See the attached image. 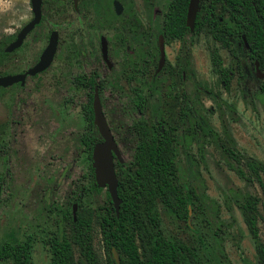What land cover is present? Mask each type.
<instances>
[{
  "label": "rangeland",
  "instance_id": "obj_1",
  "mask_svg": "<svg viewBox=\"0 0 264 264\" xmlns=\"http://www.w3.org/2000/svg\"><path fill=\"white\" fill-rule=\"evenodd\" d=\"M81 1L79 11L73 9L71 0H64L65 5L68 2L64 10L56 2L62 5L59 11L44 2L40 25L21 47L0 59V75L24 71L38 60L51 31H59L51 66L27 77L24 86L0 91V246L26 243L31 247L32 264H50L51 240L65 233L72 241L71 216L77 219L79 212L108 204V190L93 186L91 160L81 142L84 133L92 132L87 115L94 90L76 77L96 75L122 163L132 159L140 127L155 121L154 106L170 121L189 106L204 116V128L187 122L188 136L179 149L182 168L189 171L188 153L192 161L189 179L200 185L198 206L188 219L192 228L159 203L162 231L187 242L205 264H258L241 205L249 195L257 196L263 213L264 194L246 164L242 165L244 175L238 171L239 164L226 147L233 143L244 159L264 162L260 81L254 77L244 81L234 74L229 86L221 82L213 70L211 51L218 50L228 68L238 61L204 30L165 40L166 62L156 74L160 52L155 27L162 23L170 0H121L120 15L111 7L112 0L100 1L99 10L94 8L96 0L93 8ZM129 16L142 29L133 40H121V24H127ZM32 17L30 0H0V46L13 41ZM101 35L109 40L111 68L102 58ZM144 35L151 40L144 41ZM259 228L264 240L261 219ZM93 231V247L101 264H114L99 225ZM73 247L79 255L78 245L73 243Z\"/></svg>",
  "mask_w": 264,
  "mask_h": 264
},
{
  "label": "trees",
  "instance_id": "obj_2",
  "mask_svg": "<svg viewBox=\"0 0 264 264\" xmlns=\"http://www.w3.org/2000/svg\"><path fill=\"white\" fill-rule=\"evenodd\" d=\"M58 1L65 6L64 0H44L49 7L57 5L59 11L60 5L56 4ZM100 1L103 0H96L94 8H101ZM94 2L82 0L81 4L88 3L93 8ZM188 4L189 0H170L164 19L155 27L154 34L162 33L165 40L183 38L190 31L186 23ZM130 14L128 12L127 16ZM126 22L121 24L119 37L121 40H133L142 27L134 16ZM201 30L229 49L238 61L235 67L228 68L223 65L219 51H211L213 70L219 74L221 82L229 86L234 74L241 76L244 81L254 77L260 81L264 91V79L258 78L255 70L256 60L264 70V0H201L195 32ZM143 38L144 41L151 40L147 35ZM245 40L249 47H246ZM4 48L5 45L0 46V59L9 55ZM95 79L96 75L77 77L78 81L92 88ZM88 110L92 132L86 134L85 141L91 160L93 147L102 138L93 123L92 104ZM154 111L156 119L152 125L140 127L138 131L132 159L124 163L116 161L118 192L122 198L119 213L107 191L109 201L106 206L90 209L86 213L79 212L76 220L71 216L74 230L72 241L65 233L51 240L50 264H101L93 247L95 224L100 227L104 244L114 264L117 262L113 248L118 252L121 264H205L196 250L183 239L167 237L163 233L158 208L159 203H162L192 228L188 219L191 211L194 212L198 206L200 185H194L189 179L192 161L188 153L189 171L182 168L179 149L181 142L188 136L187 122H195L194 127L199 125L204 128V116L191 106L181 111L174 121L160 115L156 106ZM226 150L239 164L238 171L243 175L242 165L246 164L251 174L259 180L264 194V162L244 159L233 143ZM90 170L93 186L99 190L91 163ZM260 201L259 197L249 195L243 201L241 210L255 241L258 264H264V240L260 237L259 228V220L264 222V212L259 211ZM196 233L199 234L201 244L207 247L204 237L198 231ZM73 243L78 245L79 255ZM31 256V247L26 243L7 242L0 246V263L32 264Z\"/></svg>",
  "mask_w": 264,
  "mask_h": 264
},
{
  "label": "water",
  "instance_id": "obj_3",
  "mask_svg": "<svg viewBox=\"0 0 264 264\" xmlns=\"http://www.w3.org/2000/svg\"><path fill=\"white\" fill-rule=\"evenodd\" d=\"M31 8L33 12V17L21 27L18 31L16 38L9 43L5 51L12 52L15 49L21 47L28 36V34L35 28L37 24L40 23L42 19V4L43 0H30ZM201 0H189L187 19L186 23L190 31H194L196 27V18L200 9ZM74 5L78 8V0H74ZM114 5L118 13L122 11V4L118 1H114ZM245 39V38H244ZM59 33L57 30H53L50 34L49 41L45 48L43 49L39 60L24 73L19 74H7L0 76V86H9L15 82L21 81L22 84L25 83L27 75H34L48 68L55 56L58 48ZM102 55L103 59L111 67L112 63L108 56V41L105 36H102ZM245 45L249 47L248 42L245 40ZM158 47L160 51V58L158 61L157 72H159L166 61V51H165V39L164 35L160 34L158 39ZM256 73L259 78H264V72L259 67V61L256 60ZM93 112L94 119L93 122L97 126L98 131L102 137V140L97 142L92 150V167L94 168L95 181L98 187L106 188L111 196L112 203L115 207L117 213H119L120 205L122 203V198L119 195V179L116 172V160L123 162L121 150L119 145L113 135V132L108 124L106 115L103 111L102 102L100 98V92L98 86L95 87L93 95ZM2 194V187L0 186V199ZM76 210V203L73 205V213ZM74 219H76L74 217ZM115 259L117 264H121L118 252L113 248Z\"/></svg>",
  "mask_w": 264,
  "mask_h": 264
},
{
  "label": "flooded vegetation",
  "instance_id": "obj_4",
  "mask_svg": "<svg viewBox=\"0 0 264 264\" xmlns=\"http://www.w3.org/2000/svg\"><path fill=\"white\" fill-rule=\"evenodd\" d=\"M71 1H72V7H73V9H74L75 11H79V2H80V0H78V8L75 7V5H74V0H71ZM114 1H115V0H112V7H113L114 12L116 13V15H120V14H122V12H123V10H124V4L122 3L121 0H118V1L122 4V7H123L121 13H118V12H117V9H116V7H115V5H114ZM67 3H68V2H67ZM67 3H66L65 6H68ZM43 5H44V0H43V4H42V19H41L40 23H41L42 20H43V11H45ZM55 5H56V4H55ZM56 6H57V5H56ZM56 6L53 7V9L56 10V11H58V9H57ZM65 6H64L63 8H61V6H59V7H60L61 9L64 10V9L66 8ZM40 23L37 24V25L35 26V28L38 27V26L40 25ZM35 28H34V29H35ZM195 28H196V27H195ZM34 29H33V30H34ZM33 30H32V31H33ZM53 30H56V29H53ZM53 30H52V31H53ZM32 31H31V32H32ZM52 31H51V32H52ZM57 31H58V30H57ZM194 31H195V30H194ZM194 31H193V32H194ZM31 32H30V33H31ZM191 32H192V31H191ZM30 33H29V34H30ZM58 33H59V31H58ZM29 34H28V35H29ZM50 34H51V33H50ZM160 34H162V33H160ZM160 34H158L157 40L159 39V35H160ZM16 35H17V34H16ZM102 36H105V35H101V36H100V45H101V47H102V43H101V42H102ZM49 37H50V36H49ZM105 37L107 38V36H105ZM15 38H16V37H15ZM26 38H27V37H26ZM164 39H165V37H164ZM48 41H49V40H48ZM107 41H108V56H109V40H108V38H107ZM11 42H12V41H11ZM11 42H10V43H11ZM58 43H59V40H58ZM165 45H166V42H165ZM6 46H7V45H5V48H6ZM246 47H247V46H246ZM5 48H4V49H5ZM57 49H58V48H57ZM15 50H16V49H15ZM56 52H57V51H56ZM159 52H160V51H159ZM101 53H102V51H101ZM40 55H41V54H40ZM55 55H56V53H55ZM39 58H40V56H39ZM39 58H38V60H39ZM54 58H55V56H54ZM102 58H103V55H102ZM109 59H110V57H109ZM38 60H37V61H38ZM53 60H54V59H53ZM103 60H104V59H103ZM37 61H36V62H37ZM104 61H105V60H104ZM110 61H111V59H110ZM158 61H159V60H158ZM36 62H35V63H36ZM52 62H53V61H52ZM165 62H166V61H165ZM35 63H34V64H35ZM105 63L107 64V66H108L109 68L112 67V66L110 67L106 61H105ZM111 63H113V62L111 61ZM34 64H33V65H34ZM51 64H52V63H51ZM33 65H32V66H33ZM164 65H165V64H164ZM50 66H51V65H50ZM50 66H49V67H50ZM30 67H31V66H30ZM30 67H29V68H30ZM49 67H48V68H49ZM157 67H158V63H157ZM163 67H164V66H163ZM259 67H260V64H259ZM48 68H46V69H48ZM260 68H261V67H260ZM27 69H28V68H27ZM27 69L24 70V71H23V70H20V71H17V72H7V73H4V74H1L0 76L7 75V74H19V73H24L25 71H27ZM46 69H45V70H46ZM261 69H262V68H261ZM45 70H43V71H45ZM255 70H256V65H255ZM262 70H263V69H262ZM43 71L38 72V73H36V74H34V75H27V77H29V76H30V77H32V76H36V75L42 73ZM160 71H161V70H160ZM160 71H159V72H160ZM159 72H157V68H156L155 73L157 74V73H159ZM256 75H257V73H256ZM79 76H82V75H77V77H79ZM27 77H26V80H27ZM77 77H76V79H77ZM257 77H258V76H257ZM258 78H259V77H258ZM260 79H261V78H260ZM262 79H263V78H262ZM26 80H25V83H26ZM79 82H80V81H79ZM25 83L22 84L21 81H18V82H15V83H13V84H11V85H9V86H6V87H5V86H0V91L5 90L7 87H10V86H13V85L24 86ZM82 84H83V83H82ZM84 85H85V84H84ZM85 86H86V85H85ZM96 86H97V84H95V85L93 86V90H95V87H96ZM98 88H99V87H98ZM93 95H94V92H93ZM92 103H93V100H92ZM92 103H91V104H92ZM92 108H93V105H92ZM93 119H94V112H93ZM93 123H94V122H93ZM94 125H95V124H94ZM95 126H96V125H95ZM96 128H97V126H96ZM97 130H98V128H97ZM98 132H99V131H98ZM99 135H100V133H99ZM113 135H114V134H113ZM100 137H101V135H100ZM85 138H86V133H84V134L81 136V142H82V144H84L85 151L87 152L88 149H87V146H86ZM101 138H102V137H101ZM101 140H102V139H101ZM101 140H100V141H101ZM98 142H99V141H98ZM116 161H118V160H116ZM115 163H116V162H115ZM91 164H92V156H91ZM73 205H74V204H73Z\"/></svg>",
  "mask_w": 264,
  "mask_h": 264
}]
</instances>
